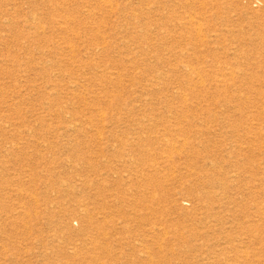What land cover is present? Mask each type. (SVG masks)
<instances>
[{
    "label": "rangeland",
    "instance_id": "obj_1",
    "mask_svg": "<svg viewBox=\"0 0 264 264\" xmlns=\"http://www.w3.org/2000/svg\"><path fill=\"white\" fill-rule=\"evenodd\" d=\"M0 264H264V0H0Z\"/></svg>",
    "mask_w": 264,
    "mask_h": 264
}]
</instances>
